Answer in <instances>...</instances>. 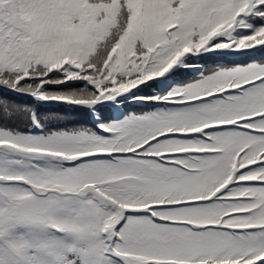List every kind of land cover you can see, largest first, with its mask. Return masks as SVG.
<instances>
[{
	"label": "snow or ice",
	"instance_id": "obj_1",
	"mask_svg": "<svg viewBox=\"0 0 264 264\" xmlns=\"http://www.w3.org/2000/svg\"><path fill=\"white\" fill-rule=\"evenodd\" d=\"M0 264H264V0H0Z\"/></svg>",
	"mask_w": 264,
	"mask_h": 264
},
{
	"label": "trees",
	"instance_id": "obj_2",
	"mask_svg": "<svg viewBox=\"0 0 264 264\" xmlns=\"http://www.w3.org/2000/svg\"><path fill=\"white\" fill-rule=\"evenodd\" d=\"M19 102H24V101H27V102H31L28 98H18ZM48 109L50 110L51 114H56L57 111H62V107L60 105H56V104H53V105H49L48 106ZM45 109L42 107V111H44ZM74 119H84L85 116L83 113H77L74 115L73 117Z\"/></svg>",
	"mask_w": 264,
	"mask_h": 264
}]
</instances>
